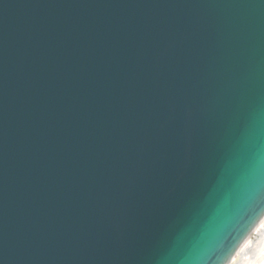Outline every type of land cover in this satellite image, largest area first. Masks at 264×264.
Listing matches in <instances>:
<instances>
[{
    "label": "water",
    "instance_id": "obj_1",
    "mask_svg": "<svg viewBox=\"0 0 264 264\" xmlns=\"http://www.w3.org/2000/svg\"><path fill=\"white\" fill-rule=\"evenodd\" d=\"M262 192L264 0H0V264H231Z\"/></svg>",
    "mask_w": 264,
    "mask_h": 264
},
{
    "label": "bare ground",
    "instance_id": "obj_2",
    "mask_svg": "<svg viewBox=\"0 0 264 264\" xmlns=\"http://www.w3.org/2000/svg\"><path fill=\"white\" fill-rule=\"evenodd\" d=\"M256 232V238L244 243L231 264H264V221Z\"/></svg>",
    "mask_w": 264,
    "mask_h": 264
},
{
    "label": "snow or ice",
    "instance_id": "obj_3",
    "mask_svg": "<svg viewBox=\"0 0 264 264\" xmlns=\"http://www.w3.org/2000/svg\"><path fill=\"white\" fill-rule=\"evenodd\" d=\"M249 135H250L249 130H248V127L246 125L238 137V146L240 149L247 150L248 145H249ZM248 162L250 164L252 163V155L251 154H249V156H248ZM226 163H228V161H226ZM261 195H264V192H262ZM233 251H234V249H233ZM193 264H204V262L202 260H200V261L193 262Z\"/></svg>",
    "mask_w": 264,
    "mask_h": 264
}]
</instances>
